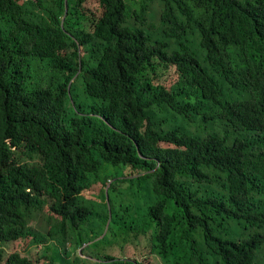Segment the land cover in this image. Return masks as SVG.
<instances>
[{
	"label": "trees",
	"instance_id": "1",
	"mask_svg": "<svg viewBox=\"0 0 264 264\" xmlns=\"http://www.w3.org/2000/svg\"><path fill=\"white\" fill-rule=\"evenodd\" d=\"M135 180L143 217L112 184L81 201ZM30 238L49 264H264V0H0V264H38L2 247Z\"/></svg>",
	"mask_w": 264,
	"mask_h": 264
},
{
	"label": "rangeland",
	"instance_id": "2",
	"mask_svg": "<svg viewBox=\"0 0 264 264\" xmlns=\"http://www.w3.org/2000/svg\"><path fill=\"white\" fill-rule=\"evenodd\" d=\"M24 0H20V2H23ZM89 6H93V11H96V6L90 4ZM160 11L158 12V14ZM155 24L159 26L158 19L155 20ZM81 55L83 58H88L89 52L85 48H81ZM180 78H178V75L175 74L174 71H171L167 77L163 79V83L167 88H173L177 85V82H179ZM104 171L108 174L112 173L114 176H119L124 174L129 175V170L120 168H114V167H108L105 166ZM103 171V175H105V172ZM120 179H122L120 177ZM114 185L117 190L118 194L112 199L111 202L114 205L118 206V210H120V215L123 217V220H129L131 219L126 212L122 210H127L128 207L132 208V212L137 213L139 217H143L146 215L148 210V204L146 200L144 199H137L138 195L136 193V188L138 185V182L135 180L134 182H126V183H116L114 181H108L107 186H102L101 184L92 187L91 190L84 192L81 195V201H91L96 204L97 212H99L101 215L105 213V210H109L108 208V202H107V189L109 185ZM122 222V221H121ZM60 225L61 222L57 218L54 217L49 212V208L46 206L42 208L40 211L35 212L31 221V226L36 229L38 232L42 234H46L50 227L53 225ZM105 239L106 241H111V235L106 230L103 237L100 239ZM47 244V243H45ZM99 249L102 248L104 250V254L110 255L115 258H129V259H137L140 262H152L153 264H158L156 259L154 258L153 254L149 253L148 247L144 245V242H142L138 246H132L128 244L127 246H123L120 243L112 244L110 247L104 246V242L100 243ZM33 239H27L24 241H19L15 243H6L3 244L2 247L5 251V254H11L13 252H20L21 254L28 255L30 257H33L35 259H38V264H49V261L43 257L42 254V247L41 246H35ZM43 246V245H42ZM70 245L65 246V250L69 249ZM80 252L74 253L72 256L77 257L79 256ZM47 258L53 257V252L50 250L48 253H46ZM87 257L85 255H80L79 264H88V261H86Z\"/></svg>",
	"mask_w": 264,
	"mask_h": 264
}]
</instances>
